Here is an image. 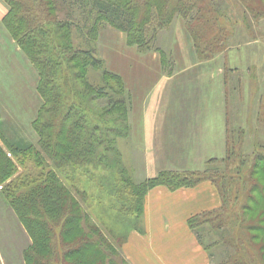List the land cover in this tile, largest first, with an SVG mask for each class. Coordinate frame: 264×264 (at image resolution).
Instances as JSON below:
<instances>
[{
    "label": "trees",
    "instance_id": "obj_1",
    "mask_svg": "<svg viewBox=\"0 0 264 264\" xmlns=\"http://www.w3.org/2000/svg\"><path fill=\"white\" fill-rule=\"evenodd\" d=\"M5 1L9 10L3 22L37 68L38 92L43 99V105L33 121L39 136L37 145L20 138L5 140L0 127V138L4 142L3 146L0 144V194L30 238V244L22 251L25 264H76L73 257L80 250L88 248H94L90 256L91 264H128L123 258L117 260L119 255L113 237L114 232L115 235L118 233L112 230L111 243L108 238L110 231L107 236L92 221L75 195L77 189L68 185L72 179L69 176L61 178V170L70 168L88 173V167L94 166L97 170L105 171L102 175L107 180L105 184L110 187V198L114 199L111 205L120 206L118 211L124 213V219L120 220L127 225L136 221L128 215L141 217L144 196L154 185L164 184L170 189H177L193 186L204 179L211 180L221 194L222 207L189 219V226L198 236V228L204 227L208 220H215V228H223L227 232L231 228L229 216L222 213L228 206L227 202L233 200L235 205L246 209L248 202L256 200L252 192L264 191L261 184L250 179V182L247 181V175H254V168L264 169V151H255L253 158L241 156V147H236L243 139L241 130L237 133L227 130L229 141L225 167L231 163L233 168L228 167L223 171L215 168L190 172L169 171L141 182L133 181L126 175L120 157L112 146L114 133L120 135L117 130L121 129L111 128L114 125L110 126L106 119L107 115L112 114L116 115L114 122L123 121L121 116L124 115L120 109H125V103L108 83V78L118 77L103 70L99 74L94 73L103 66L100 60L95 59L89 51L65 45L61 37L67 34L57 36L50 33L47 28L49 25L45 26V23L53 21L50 12L55 11L58 0ZM81 2L90 3L96 13L88 29V39L95 40L97 25L108 21L111 26L124 31L128 43L135 45L140 52H158L163 68L169 66L170 59L161 48L154 46L153 41L158 31L168 28L176 15L184 20L201 59H209L224 47L223 34H226V30L219 18L225 14L210 0ZM69 25L65 23L61 27L65 31L71 28ZM81 83L85 86L80 88ZM97 99H106L107 108H102V113L105 112L103 115H96L89 106L90 102H96ZM115 104H120V107ZM115 109L118 112L112 113ZM6 149L12 157L7 156ZM246 159L251 161L245 168L248 169L245 174L239 170L247 164ZM18 166L23 169L18 170ZM236 171L239 176L235 174ZM262 217L264 219V211ZM234 220L243 226L244 215L235 212ZM234 220L231 222L235 224ZM257 229L263 234L259 244H256L260 252L264 250V225ZM230 233L228 231L227 238L221 235L217 241L225 246L226 252L228 247L236 251L228 253L227 261L218 264H250L242 250H247V238L251 239V235L246 237L241 232ZM242 240L243 249L239 246Z\"/></svg>",
    "mask_w": 264,
    "mask_h": 264
},
{
    "label": "rangeland",
    "instance_id": "obj_2",
    "mask_svg": "<svg viewBox=\"0 0 264 264\" xmlns=\"http://www.w3.org/2000/svg\"><path fill=\"white\" fill-rule=\"evenodd\" d=\"M210 1L225 14L219 18L220 22L224 23L226 30V34H223L225 38L222 45L224 46L223 49L209 59H201L197 54L184 20L176 15L168 28L158 31L153 41L154 46L161 48L170 59L169 66L165 68H163L158 52H140L135 45L128 43L127 35L124 31L111 26L108 21L97 25L98 31L95 40L88 39V29L96 17L95 10L90 3L84 4L81 0H58L55 11L52 12L51 10L50 12V14L52 13L53 21L49 20L45 23V26L49 25L47 28H49L51 34L53 33L57 36L59 34H67L61 37L65 45L89 51L95 59L102 62L103 66L99 70H95L94 73L97 72L99 74L103 70L118 77L108 78V83L114 91L119 93H116L117 95L122 96L121 100L125 103V109L121 108L120 111L125 117L119 114L123 117V121L121 120L119 123L114 122L116 115H107L106 119L109 121L108 124L110 126L114 125L111 128L121 129L120 131L117 130V132L121 133L120 135L114 133V144L112 146L120 157V163L126 170V175H129L133 181L141 182L145 179L153 178L159 173L169 171L190 172L204 171L211 168L218 170H225L228 167L233 168L231 163L225 167L227 143L229 141L227 130L228 132L230 130L236 133L238 130L242 131V142L236 144V147L238 146V148L241 147L242 149L241 156L253 158L255 151H264V0ZM259 7L262 8L261 11ZM8 10V3L5 0H0V127L4 132L5 140L20 138L24 142H31L37 145L39 136L34 129L33 121L37 117L39 108L43 105V99L38 92L39 74L37 68L17 44L3 22ZM179 22L180 24L178 25ZM65 23L71 25L69 30L64 31L62 29L61 25ZM179 29L182 30L184 37L191 38L190 42L195 52L193 58H195L194 60L202 71H207L208 76L206 79L196 80L195 74H200L201 70L199 71L195 68L190 67V69L185 71L176 70L174 65L175 51L173 53L172 48H178V50L180 48L181 53H185V49H181L184 46V40L180 38L178 42L177 36H175ZM149 64H158L157 66L161 70L155 74L154 69L148 66ZM218 68H220V72ZM206 71L202 73H206ZM216 73H219V75L216 76ZM172 74L174 75L173 78H175L174 87H178L173 91V95L178 102L175 110H178V108H180L179 110L204 109L206 106L205 93L209 92L211 111L219 112L225 117L224 129L219 125V134H217V128L211 132L210 149L207 152L205 150L202 151V156L200 157L202 159L198 161L196 158L187 159L186 154L188 152L183 149L148 152L144 149L142 143L135 140L132 134L129 116L132 111L142 107V102L144 104L145 89L143 88L150 87L154 81L159 79L160 75ZM175 80L180 81L179 83L177 82L179 86ZM206 85H208V88H206ZM81 86L85 85L81 83L79 87L81 88ZM201 87L202 89L204 88V91L202 90V94H198ZM180 88H183L182 91ZM195 91H198V93ZM102 101L97 99L96 102L89 103L93 113H96V115L105 114V112L102 113V110L107 108L106 99ZM198 102H200V105L197 104ZM117 105L115 104L116 107H120V104ZM116 110L112 111V113H117L118 111ZM221 132H223L222 141L217 144V139L221 136ZM0 144L4 145L1 138ZM221 144L223 149L217 150V145H220L221 148ZM6 153L7 156L12 157L7 149ZM153 153H156V155L161 153L166 160L165 162L164 160L161 161L163 167L159 166L156 170L153 169L154 167L150 168L148 161H146L147 155ZM172 156L174 157L170 158ZM250 161L246 159L247 164L239 171L243 170L245 174L246 172L248 173V169L245 168H247L248 164L250 165ZM163 164L166 165L164 166ZM21 169L23 168L18 166V170L21 171ZM88 170V173H82L80 170L74 171L69 168L65 171H59V175L63 179L66 176L72 179L71 181L67 180L69 182L68 185H72L77 189L75 195L81 202L84 211L92 218V221L107 236L110 231L108 238L111 243L112 230L118 233L115 235L113 231L114 245L117 247L119 255L117 260L123 258L130 264L124 253V246L129 242L133 234H147L145 199L150 191L161 187L172 192L178 189L194 188L203 182H209L216 191L215 194L219 199L218 205L191 214L185 220L187 230L194 235L197 244L207 255L208 263L218 264L220 261H227L228 253L236 251L228 247L229 250L226 252L225 246L217 241L221 239V235L227 238L228 231L229 233L231 231L233 233L241 232L246 237L251 235V239L247 238V250L244 248L242 253L250 264H264V250L258 252L256 246L263 235L262 231L258 230L257 227L264 225L262 217L264 191L262 193L253 191L252 196L256 200L255 202H248L246 209H242L241 205H235L233 200L230 203L227 202L228 206L222 212L229 216L228 221L231 228L227 232L223 228V230L215 228V220H208L205 222L204 227L198 228L200 229V236H198L196 231L189 226V219L204 212L217 211L222 207L221 194L211 180L204 179L193 186H183L177 189H170L164 184L154 185L147 190L144 196L141 217L137 218L133 215H128V217L136 219V221L127 225L120 220L124 219V213L118 211L120 206L111 205L114 199L110 198V187L105 184L107 180L102 175L105 171L97 170L94 166H89ZM226 171L234 172L231 170ZM253 172L254 175H247L249 177H247V181L250 182V179L251 182H257L264 186V169L254 168ZM235 174L239 176L237 171ZM235 212L244 215L243 226L236 224L237 220H234ZM231 220H234L235 224ZM164 221L165 223L168 222L166 216H164ZM29 244V236L0 194V264H25L22 251ZM239 246L241 249L245 247L243 240L242 243H239ZM93 251L94 248L80 250L73 257L74 262L79 264V262L84 261L85 264H91L90 256Z\"/></svg>",
    "mask_w": 264,
    "mask_h": 264
},
{
    "label": "crops",
    "instance_id": "obj_3",
    "mask_svg": "<svg viewBox=\"0 0 264 264\" xmlns=\"http://www.w3.org/2000/svg\"><path fill=\"white\" fill-rule=\"evenodd\" d=\"M175 34L177 41L180 38L184 40V46L181 49H185V53H181L180 48L179 50L172 48L173 53L175 51L176 70L185 71L191 67L200 71L201 68L193 58L195 52L190 42L191 38L184 37L181 29ZM157 65H148L154 69L155 74L161 70ZM205 71L201 70L200 74H195L196 80L206 79L207 71L202 73ZM218 71H221L220 68ZM215 75L218 76L219 73ZM173 77V74L160 75L150 87L143 88L145 89L144 104L142 102V107L132 111L129 116L132 134L148 152L183 149L188 152L187 159L196 158L198 161L202 159L200 158L202 151L207 152L210 149L211 132L217 128V134H219V125L224 129L225 117L219 112L211 111L209 92L205 93L204 109L179 110L178 108L175 110L178 102L173 95L176 88ZM206 86L208 88V85ZM180 89L182 91L183 88ZM202 90L204 91V88L201 87L199 93L195 92L202 94ZM197 104L200 105V102ZM223 132L218 137L217 144L222 141ZM186 145L189 146L182 147ZM222 147V144L221 148L217 145V150H222ZM163 160L166 161L161 153L160 155L153 153L146 157L149 167H154V170L162 166ZM215 192L209 182H203L194 188L178 189L172 192L161 187L150 191L145 199L147 234H133L124 246V253L130 264H209L207 255L197 244L194 235L187 230L185 220L189 215L200 210L216 207L219 199ZM164 216L168 218L166 223Z\"/></svg>",
    "mask_w": 264,
    "mask_h": 264
}]
</instances>
